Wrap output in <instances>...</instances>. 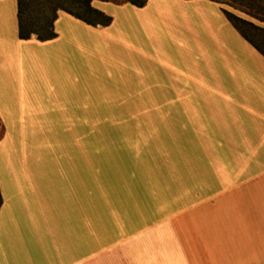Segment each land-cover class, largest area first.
I'll return each instance as SVG.
<instances>
[{
  "label": "crops",
  "instance_id": "0c3cea01",
  "mask_svg": "<svg viewBox=\"0 0 264 264\" xmlns=\"http://www.w3.org/2000/svg\"><path fill=\"white\" fill-rule=\"evenodd\" d=\"M205 11L206 29L225 30L204 38L202 116L185 122L204 129L192 136L201 147L143 152L138 164L113 167L110 181L97 176L103 170L78 167L55 191L53 182L43 184L44 196L34 200L39 209L25 214L23 230L11 228L3 200L0 264H264V56L222 12L208 18ZM61 20L56 39L26 41L47 48L49 62L54 55L60 66L48 78L50 99H65L80 85V74L63 63L74 65V47L80 53L82 43L57 32ZM114 24L84 25L105 34ZM170 104L155 100L153 107ZM38 188L31 186L30 194H41Z\"/></svg>",
  "mask_w": 264,
  "mask_h": 264
},
{
  "label": "rangeland",
  "instance_id": "374dc122",
  "mask_svg": "<svg viewBox=\"0 0 264 264\" xmlns=\"http://www.w3.org/2000/svg\"><path fill=\"white\" fill-rule=\"evenodd\" d=\"M92 6L115 24L105 34L89 32L59 12L57 32L66 39L75 34L82 43L80 53L74 47V65L63 68L81 77L74 93L50 99L48 78L61 70L55 56L49 62L47 48L19 45L18 0L0 3V195L4 212L13 215L11 228L26 229L25 214L37 213L34 200L44 196L47 183L57 190L64 174L76 176L78 167L103 170L97 176L110 181L113 167L138 164L136 155L143 152L200 148L192 136L204 129L185 122L202 116L204 38L225 30L204 27V8L208 18L228 11L264 29L262 0H156L143 9L109 0ZM155 100L175 105L155 109ZM31 186L40 187L38 198Z\"/></svg>",
  "mask_w": 264,
  "mask_h": 264
},
{
  "label": "trees",
  "instance_id": "16d2710c",
  "mask_svg": "<svg viewBox=\"0 0 264 264\" xmlns=\"http://www.w3.org/2000/svg\"><path fill=\"white\" fill-rule=\"evenodd\" d=\"M93 1L109 2V0H18L20 40L29 41L36 36L38 41L44 43L56 39L58 35L55 24L61 11L94 28L110 27L113 18L95 9L92 6ZM122 1L138 9L145 8L149 2V0ZM256 5L260 6V2ZM224 14L241 37L264 56V29L228 11H224ZM1 207L0 195V209Z\"/></svg>",
  "mask_w": 264,
  "mask_h": 264
}]
</instances>
